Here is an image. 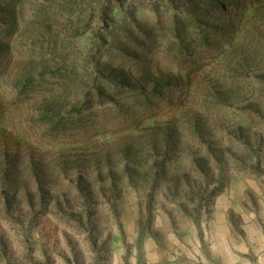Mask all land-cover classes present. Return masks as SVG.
Here are the masks:
<instances>
[{
	"label": "rangeland",
	"instance_id": "374dc122",
	"mask_svg": "<svg viewBox=\"0 0 264 264\" xmlns=\"http://www.w3.org/2000/svg\"><path fill=\"white\" fill-rule=\"evenodd\" d=\"M0 264H264V0H0Z\"/></svg>",
	"mask_w": 264,
	"mask_h": 264
}]
</instances>
